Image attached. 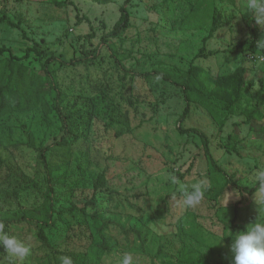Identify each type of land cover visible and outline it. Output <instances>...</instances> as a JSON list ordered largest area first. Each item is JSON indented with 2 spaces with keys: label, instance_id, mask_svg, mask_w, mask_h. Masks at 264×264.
<instances>
[{
  "label": "rangeland",
  "instance_id": "374dc122",
  "mask_svg": "<svg viewBox=\"0 0 264 264\" xmlns=\"http://www.w3.org/2000/svg\"><path fill=\"white\" fill-rule=\"evenodd\" d=\"M122 7L128 26L104 39L122 19ZM254 31L263 45L264 19L257 23L246 0H0V63L17 56L46 75L51 53L79 60L52 63L56 87L42 103L0 119V224L30 247L24 264H56L57 256L72 255L87 264H119L124 253L135 264H182L185 246L203 264H232L235 234L264 221V208L255 204L264 198L261 185L252 195L236 187L254 186L264 171V64L247 46ZM117 59L144 76L126 74ZM191 65L223 124L197 103L180 123L182 90L152 73ZM246 110L256 116L248 120ZM83 119L92 125L87 138L75 148L47 149L65 122L80 132ZM180 128L208 137L232 177L227 185L214 179L201 135ZM43 150L59 165L49 246L38 241L34 225L12 221L44 200ZM171 176L189 189L206 179L201 203L183 209ZM0 264L19 262L0 247Z\"/></svg>",
  "mask_w": 264,
  "mask_h": 264
},
{
  "label": "trees",
  "instance_id": "16d2710c",
  "mask_svg": "<svg viewBox=\"0 0 264 264\" xmlns=\"http://www.w3.org/2000/svg\"><path fill=\"white\" fill-rule=\"evenodd\" d=\"M123 16L122 19L114 26L112 31H110L104 39L117 37L122 34L124 29L129 24L130 15L125 7H122ZM248 48L252 52V58H254L258 54H264V44H259L256 32H253V37L250 43L247 45ZM4 52L3 49H0V55ZM39 53V50H36ZM112 53L116 58H118L115 50L112 49ZM201 55V54H200ZM88 57H92V53L88 52ZM255 60V59H254ZM79 60L77 58H71L69 60H65L55 54H50L46 57L45 65L48 67V72L46 75H42L35 71H31L26 65L22 64L19 61L17 56H13L11 58H4L0 63V119L8 115L12 112H21L29 109H33L38 107L43 100V96L48 92L50 85L54 88L56 87L55 77L52 71L49 69V66L52 63H56L61 67H67L71 65H75ZM119 68L124 71L126 74H131L135 76H144L143 74H135L134 72L126 69L119 59H117ZM256 61V60H255ZM264 64V62L260 63ZM153 74L158 75L162 78L163 81L171 83L179 87L182 92L186 102L185 109L183 114L181 115L179 121L183 122L189 113L191 112V106L193 103H197L210 111V114L214 117V119L220 124L224 122L220 119L218 114L219 107L214 105L212 97L210 94H207L204 91V87L200 84L196 73L197 67L191 65L189 69L185 72L177 71L173 69H167L164 67H158L153 72ZM148 75V74H146ZM114 105V104H113ZM55 107L62 115L60 111V105L56 101ZM117 107V106H116ZM115 108V106H114ZM245 114L247 115L248 120H251L256 116V112L254 110H246ZM261 116V113H258ZM84 118V117H82ZM83 121V122H82ZM80 121L81 127L80 132L73 131L71 125L65 122L62 126L63 134L61 138L52 145H50L47 149H64V148H75L78 143H80L84 138H87L88 129L92 127L90 119ZM181 127V126H180ZM182 133H188L190 131L198 132L203 138L204 142V150L205 155L212 165L213 169L216 171L214 174V179H220L223 177L226 179V185L230 181V175L228 172L223 170L219 164L217 163L212 151L208 137L200 132L199 130L192 129H183L180 128ZM71 133H74L75 136L72 137ZM117 135H120L117 132ZM41 157L44 162L47 175H48V186L46 191L44 192V200L43 202L26 212L24 216L18 219L12 220L13 222L25 221L29 224L34 225L37 228L36 237L39 242L44 246H49V242L47 239L46 230L54 223V212H55V188H54V174L59 170V165L53 163L50 160V157L47 155V151L43 150L41 152ZM233 181V180H232ZM105 183V175L101 174L99 176L98 185H104ZM242 193L254 194L260 187V183L257 182L254 186H236ZM72 258L74 264H87L85 259L82 256L72 255L69 256ZM60 256H57L56 264H60ZM181 263L182 264H203L202 261L199 260L196 256H194L189 247L185 246L181 250Z\"/></svg>",
  "mask_w": 264,
  "mask_h": 264
},
{
  "label": "clouds",
  "instance_id": "9594fccd",
  "mask_svg": "<svg viewBox=\"0 0 264 264\" xmlns=\"http://www.w3.org/2000/svg\"><path fill=\"white\" fill-rule=\"evenodd\" d=\"M246 11L252 12L255 20L260 24V20L264 19V0H246ZM169 179L171 183L178 186V191L182 195L183 209L199 205L209 187L206 179L191 185L190 189L175 176ZM256 179L264 190V171L259 172ZM255 204L257 208H264V198H255ZM0 247L9 256L15 257L19 264H24L31 251L26 243L6 233L3 224H0ZM229 250L232 253V264H264V221L250 223L236 233L233 242L229 245ZM59 259L60 264H74L69 256H61ZM119 264H135L133 254L124 253Z\"/></svg>",
  "mask_w": 264,
  "mask_h": 264
},
{
  "label": "built area",
  "instance_id": "2783aa9c",
  "mask_svg": "<svg viewBox=\"0 0 264 264\" xmlns=\"http://www.w3.org/2000/svg\"><path fill=\"white\" fill-rule=\"evenodd\" d=\"M253 59H255L258 63L264 62V54H258Z\"/></svg>",
  "mask_w": 264,
  "mask_h": 264
}]
</instances>
